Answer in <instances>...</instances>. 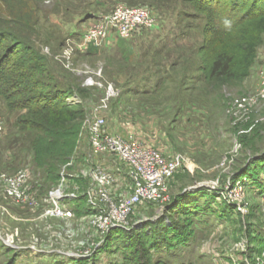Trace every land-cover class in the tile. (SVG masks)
<instances>
[{
  "label": "rangeland",
  "instance_id": "obj_1",
  "mask_svg": "<svg viewBox=\"0 0 264 264\" xmlns=\"http://www.w3.org/2000/svg\"><path fill=\"white\" fill-rule=\"evenodd\" d=\"M118 5L146 8L157 23L127 39L108 37L86 55L85 28ZM185 13H193L187 0H0V22L47 56L60 85L85 89L86 109L111 87L106 126L179 160L165 200L139 205L130 229L103 234L86 213L90 171L103 162L92 153L86 118L67 136L22 131L26 111L10 110L0 96V175L29 172L37 200L29 206L10 198L0 182V264H264V100L255 95L264 44L248 78L222 95L206 94L201 80H182L199 74L203 24ZM46 146L55 159L37 166ZM62 173L65 193L75 195L64 202L71 217L57 215L46 199ZM137 241L144 249L139 263L131 258Z\"/></svg>",
  "mask_w": 264,
  "mask_h": 264
},
{
  "label": "trees",
  "instance_id": "obj_2",
  "mask_svg": "<svg viewBox=\"0 0 264 264\" xmlns=\"http://www.w3.org/2000/svg\"><path fill=\"white\" fill-rule=\"evenodd\" d=\"M187 1L193 13L185 14L203 19L202 43L196 51L199 74L190 76L187 72L182 80L199 79L206 94L222 95L227 86L248 78L258 61L264 44V0ZM8 24L0 22V96L10 110L26 111L18 120L22 131L44 134L55 131L67 136L73 124L90 113L91 106L86 109L81 101L85 89L75 86L76 83L60 85L47 56L21 30ZM97 49L90 46L85 54L93 55ZM176 65L180 63L175 61L172 69ZM70 97L78 100L76 105L68 102ZM55 153L56 150L46 146L36 165L49 166ZM133 246L131 258L139 263L144 249L138 241Z\"/></svg>",
  "mask_w": 264,
  "mask_h": 264
},
{
  "label": "built area",
  "instance_id": "obj_3",
  "mask_svg": "<svg viewBox=\"0 0 264 264\" xmlns=\"http://www.w3.org/2000/svg\"><path fill=\"white\" fill-rule=\"evenodd\" d=\"M157 23L156 15L142 7H128L118 5L108 14L100 16L85 28L81 36L82 49L90 46H100L108 37L130 38L135 32L144 28H151ZM258 84L255 91L257 100H264V60L258 74ZM107 97L91 107V112L85 119L86 131L89 136L93 155L102 158L103 162L94 163L90 171L91 186L87 191V209L90 222L99 226L105 234L114 228L130 229L129 218L136 212L139 205L157 203L166 199L168 181L173 178L179 167V160L167 157L160 149L149 145L137 135L129 132L122 135L112 132L106 126L107 119L104 111L108 109ZM243 99L238 103L240 108L252 104ZM68 102L76 105L78 100L68 98ZM114 158V162L109 160ZM124 165L126 168L113 167ZM88 171L84 172L86 175ZM72 178L79 175H68ZM66 174L62 173V183L53 189L48 197L54 204L56 214L71 217L73 210L65 206L66 199L74 198V194L64 191ZM29 172H18L14 175H0V182L4 183L5 194L27 205L37 204L36 195L29 192ZM27 180V190L24 184ZM85 193L83 194V196Z\"/></svg>",
  "mask_w": 264,
  "mask_h": 264
},
{
  "label": "crops",
  "instance_id": "obj_4",
  "mask_svg": "<svg viewBox=\"0 0 264 264\" xmlns=\"http://www.w3.org/2000/svg\"><path fill=\"white\" fill-rule=\"evenodd\" d=\"M116 39H117V38H116ZM116 39H115V40H116ZM117 42H118V41H117ZM117 42H116V43H117ZM119 42H120V41H119ZM119 42H118V43H119ZM261 57H262V54H261Z\"/></svg>",
  "mask_w": 264,
  "mask_h": 264
}]
</instances>
